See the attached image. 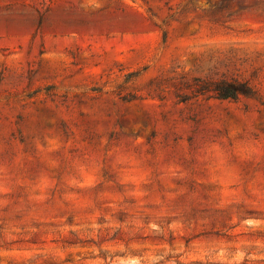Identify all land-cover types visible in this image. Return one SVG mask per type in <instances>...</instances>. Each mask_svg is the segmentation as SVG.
<instances>
[{
    "label": "rangeland",
    "instance_id": "374dc122",
    "mask_svg": "<svg viewBox=\"0 0 264 264\" xmlns=\"http://www.w3.org/2000/svg\"><path fill=\"white\" fill-rule=\"evenodd\" d=\"M262 101L264 0H0V264H264Z\"/></svg>",
    "mask_w": 264,
    "mask_h": 264
},
{
    "label": "trees",
    "instance_id": "16d2710c",
    "mask_svg": "<svg viewBox=\"0 0 264 264\" xmlns=\"http://www.w3.org/2000/svg\"><path fill=\"white\" fill-rule=\"evenodd\" d=\"M197 81L200 82L196 86V91L199 93L214 91L219 98L223 99H235L239 95H245L262 100L261 97H259V95L257 94V92L250 85H248L247 82H241L236 80L201 81L200 79H197ZM262 103H264V101H262Z\"/></svg>",
    "mask_w": 264,
    "mask_h": 264
}]
</instances>
